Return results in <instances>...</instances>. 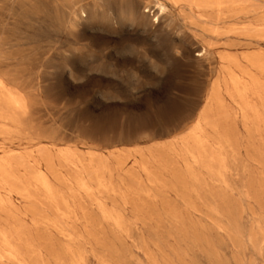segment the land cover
Here are the masks:
<instances>
[{"label":"rangeland","instance_id":"374dc122","mask_svg":"<svg viewBox=\"0 0 264 264\" xmlns=\"http://www.w3.org/2000/svg\"><path fill=\"white\" fill-rule=\"evenodd\" d=\"M151 1L0 0V264H264V0Z\"/></svg>","mask_w":264,"mask_h":264},{"label":"bare ground","instance_id":"6f19581e","mask_svg":"<svg viewBox=\"0 0 264 264\" xmlns=\"http://www.w3.org/2000/svg\"><path fill=\"white\" fill-rule=\"evenodd\" d=\"M260 0H152L149 3H146L144 6V9L146 10L148 8V12L146 13L143 12V17L144 18H149L151 15L150 13H152L153 15L151 17H156L159 14H164L166 12L167 9V4L168 2H172V3H178L179 2L183 3V6L188 7L192 12H194L197 17L204 23H206L208 26L210 25V28L212 32L217 33L219 32V30H221L222 25H226L230 22H232V20H242L245 21L246 19L249 18V14H254L256 15L259 11H261L259 9L260 5L258 4ZM262 2V1H261ZM181 3V4H182ZM180 5V4H179ZM264 5V4H263ZM263 8V6L261 7V9ZM264 9V8H263ZM259 10V11H258ZM77 12H80V14L82 15V17L84 16V14L86 13L85 8L83 6H80L77 9H74L73 13H75V15L77 14ZM260 13V12H259ZM79 15V14H78ZM77 15V16H78ZM81 17V18H82ZM161 17V16H160ZM154 19V18H153ZM246 23V22H244ZM240 26V25H239ZM246 30L251 31L253 33H255L256 35H260L261 33L264 32V16H258L256 15V17L254 18V20H252L250 23H248L246 26ZM209 29V30H210ZM247 31V32H248ZM226 33V32H225ZM252 34V33H251ZM205 52V51H204ZM252 58V57H251ZM250 62V65L253 66L255 69L259 70L260 73L264 72V60L255 58V59H248ZM222 70V69H221ZM219 71V70H218ZM258 73V72H257ZM258 73V76L259 74ZM261 76V75H260ZM263 76V75H262ZM232 78V77H231ZM259 80V79H258ZM253 84H242L241 83H237L236 85L238 86L239 84L241 85V87L239 86L238 88V92L241 94L247 93L249 90L252 89V87L254 86H258L259 82L254 80L252 81ZM254 90V89H253ZM258 95V94H257ZM14 96V95H13ZM243 96V95H242ZM8 97V96H6ZM250 98V96H249ZM256 98V97H254ZM16 99V98H15ZM6 100V99H5ZM12 100H14V98H12ZM18 100V99H17ZM13 103V102H12ZM17 103V102H16ZM15 103V104H16ZM246 104V102H245ZM247 105V104H246ZM7 106V105H6ZM13 106V105H12ZM18 107V106H17ZM21 107V105H20ZM248 109V107H246ZM260 108V107H259ZM253 109V108H252ZM23 110V109H22ZM249 110V109H248ZM5 111V110H4ZM3 115V114H2ZM7 119V118H6ZM6 121V120H5ZM199 123H197V125L191 130L192 132L197 129H199ZM14 127V126H13ZM11 128V127H10ZM188 128L190 129V127L188 126ZM187 128V130H188ZM19 129V128H18ZM3 134H5L3 131H1ZM9 132V131H8ZM11 132V131H10ZM17 133V132H16ZM2 134V136H3ZM8 134V133H7ZM10 134V133H9ZM12 134V133H11ZM14 134V133H13ZM17 134H21V133H17ZM11 136V135H9ZM194 144V143H193ZM9 154H7L6 156H8ZM191 155V154H190ZM9 158V157H8ZM195 161V160H194ZM80 163V162H79ZM195 163V162H194ZM9 165V163H6ZM20 164V163H19ZM11 166V165H10ZM104 167V166H103ZM196 172V171H195ZM42 176H44V174H42ZM46 176V175H45ZM44 176V178H46ZM9 178V177H8ZM18 178V177H17ZM43 178V179H44ZM48 178V177H47ZM46 178V179H47ZM87 180V179H86ZM48 183V182H47ZM47 183L44 179L43 184L44 186L47 188ZM85 184V183H84ZM82 184V185H84ZM2 185V184H1ZM6 185V184H5ZM50 187V183L48 184ZM3 188V187H2ZM9 188V187H8ZM85 188V187H84ZM2 190V189H1ZM12 190V189H11ZM49 192V191H48ZM51 193V192H49ZM1 197V195H0ZM63 197V196H62ZM52 199V198H51ZM4 202V201H3ZM1 203V202H0ZM59 221V220H58ZM71 236V235H70ZM73 238V237H72ZM13 239V238H12ZM4 242V241H3ZM2 242V243H3ZM9 241H7L8 244ZM52 242V241H51ZM5 244L3 243L2 245L5 248ZM10 244V243H9ZM14 244V243H13ZM9 246V245H6ZM9 248V247H8ZM10 249V248H9ZM4 251V250H3ZM12 251V248H11ZM6 253V252H5ZM9 253V252H8ZM1 254V253H0ZM8 255V254H7ZM12 255V254H11ZM4 257V256H3Z\"/></svg>","mask_w":264,"mask_h":264}]
</instances>
